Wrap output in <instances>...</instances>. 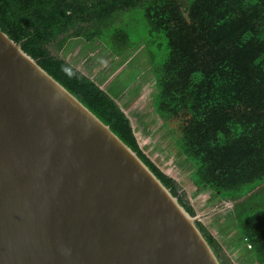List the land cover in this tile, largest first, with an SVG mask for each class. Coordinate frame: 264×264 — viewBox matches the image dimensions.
Returning a JSON list of instances; mask_svg holds the SVG:
<instances>
[{"label": "trees", "instance_id": "obj_1", "mask_svg": "<svg viewBox=\"0 0 264 264\" xmlns=\"http://www.w3.org/2000/svg\"><path fill=\"white\" fill-rule=\"evenodd\" d=\"M138 9L148 32L135 41L122 22ZM0 28L195 216L179 183L139 145L136 121L65 53L80 39L132 61L150 40L156 54L148 50L144 65L155 80L154 112L177 135L178 150L194 167L193 184L233 203L237 234L264 264V0H0ZM197 226L221 264H231L210 230Z\"/></svg>", "mask_w": 264, "mask_h": 264}, {"label": "water", "instance_id": "obj_2", "mask_svg": "<svg viewBox=\"0 0 264 264\" xmlns=\"http://www.w3.org/2000/svg\"><path fill=\"white\" fill-rule=\"evenodd\" d=\"M197 222L0 28V264H221Z\"/></svg>", "mask_w": 264, "mask_h": 264}, {"label": "crops", "instance_id": "obj_3", "mask_svg": "<svg viewBox=\"0 0 264 264\" xmlns=\"http://www.w3.org/2000/svg\"><path fill=\"white\" fill-rule=\"evenodd\" d=\"M88 44L89 43H85L80 39L71 40L65 49V53L66 51V54H69L71 51H79L80 54L74 55L73 62L69 61V58L67 60L77 66L84 74L90 76L93 80L100 83L101 87L106 91H109L114 99L116 97H119L118 100L115 99L116 102L124 107V111L129 113L130 118L134 119L135 121L137 120L135 123L140 120L143 114H146L147 119L149 117H153V120H160V118L154 112L152 106V101L154 99L156 91L154 77L150 75L151 78L148 77L145 82H142L140 80L138 84L136 83L137 86L135 85L134 87H132V85L130 86L129 84L127 85V80H125V74L127 73L126 69H128V65L130 64L132 58L122 60V58L120 57L112 56V54L105 48L102 50L89 49ZM102 59L107 60L109 64H106L104 67H102ZM100 63H102V65H100ZM142 69L143 72L141 71L140 73L149 72V68L146 70L145 65L142 66ZM117 76H121L122 80L120 79V81L118 78V80L116 81ZM148 79L152 80L151 83L153 89V91L151 89L152 93L150 95V98H148L147 96L149 91L148 85L144 86V84L149 81ZM144 100L145 103L148 100L145 108L143 107L144 110L142 108L139 112L137 111L138 113H134V116H131L138 104L140 102H143ZM150 125H152V123H145L144 121H141L136 126L140 129H148ZM193 170L191 172V177H183L178 179L180 181L176 180L177 183H179V185L182 187L183 192L184 189L188 190L190 188V185L188 184V179L192 181ZM191 184L194 186L190 188L193 191L194 197H197V199L199 200L202 199L200 200L201 203L208 210H213L207 211L205 215H202V221L204 222L201 223H203L204 226H206V228H208L210 232L215 236V238L222 244L226 255H230V252L235 249V242H237V237L235 236L234 232L231 231L232 229H235L236 231V221L233 215V211H220V209H225V205L218 207V209H216L217 211H214L215 209H213L211 206L214 205L217 201L219 202L221 199L216 194H214L208 187L204 186L201 188H197L193 184V182H191ZM221 201L227 204V201ZM195 213L196 215H198L197 212ZM202 214L204 213L202 212ZM232 221L234 222V224L232 223ZM252 258L254 262H256L253 255ZM255 264L258 263L256 262Z\"/></svg>", "mask_w": 264, "mask_h": 264}, {"label": "rangeland", "instance_id": "obj_4", "mask_svg": "<svg viewBox=\"0 0 264 264\" xmlns=\"http://www.w3.org/2000/svg\"><path fill=\"white\" fill-rule=\"evenodd\" d=\"M124 17H125V20L122 23L129 26L130 33H131L133 40L136 41L142 35V33L145 32V30L146 32H148L146 19L141 9L129 11L127 12V14L124 15ZM146 39H147V33H146ZM149 41L150 40L147 41L148 43L146 47L143 46L140 49L139 54L137 52V54L134 56V59L128 65V69H126L127 73L125 74V80H127L126 82L127 85L129 84L130 86L132 85V87H134L136 83L137 84L139 83L140 80L142 82H145L148 77L151 78V76L147 72L140 73L141 71L143 72L142 66L144 65V63H146L145 60L147 58L149 59V55L147 53L148 50H153V52L156 54V49H155L156 47H152ZM97 45H98L97 42H91L90 44H88L89 49L90 48L94 49ZM79 54H80L79 51L77 52L71 51L69 54H67L66 58L67 59L69 58V61L73 62L74 55H79ZM155 60L159 61L160 56L156 55ZM102 63H100L102 67H104L106 64H109V62L104 59H102ZM118 78L119 80L120 79L122 80L121 76H117L116 81L118 80ZM148 80L149 81L145 83L144 86L148 85L149 91H148L147 96L148 98H150V95L153 89H152V83H151L152 80L150 79ZM115 99L118 100L119 97H116ZM147 101L146 103H145V100L143 102H140L138 106L135 108V111L131 114V116H134L133 114L136 113L137 111L139 112L143 107L145 108V106L147 105ZM141 121H144L145 123L147 122L152 123V125H150L148 129H145V128L140 129L136 125L139 124ZM134 128L136 131V136H137L139 145L142 147L144 153L165 174L174 178L175 180H178L183 177L184 178L191 177V172L194 169V167H192V165L187 162L186 157H184L181 154V152L178 150L176 146L177 135L174 134L171 130L167 129L166 126L159 119L153 120V117L151 118L149 117L147 119L146 114H143L137 123L134 122ZM191 182L192 181L188 179V184L190 185V188L194 187L191 184ZM190 188L188 190L184 189L186 200L193 206L194 211L197 212L198 215H196L195 213L197 221L204 222L202 221V215H205L207 211H213V210H208L201 203L200 200L202 199L199 200L197 199V197L195 198L193 191ZM223 205H225L226 207H224L225 209L219 208L220 211H233V203L227 202L226 204V203H223L221 200L219 202L217 201L211 207L215 209L214 211H217L216 209H218V207H221ZM202 212L204 214H202ZM232 223L234 224L233 221ZM229 231H230V227H229ZM231 231L234 232L235 236L237 237V242H235L236 243L234 245L235 249L232 252H230V255L229 254L226 255V253H224L227 256L228 260L231 262V264H253V263L255 264L256 262H254L252 258L253 252L251 248H249V246L244 243V240L237 234L235 229H232Z\"/></svg>", "mask_w": 264, "mask_h": 264}, {"label": "built area", "instance_id": "obj_5", "mask_svg": "<svg viewBox=\"0 0 264 264\" xmlns=\"http://www.w3.org/2000/svg\"><path fill=\"white\" fill-rule=\"evenodd\" d=\"M250 247V246H249ZM251 248V247H250Z\"/></svg>", "mask_w": 264, "mask_h": 264}]
</instances>
